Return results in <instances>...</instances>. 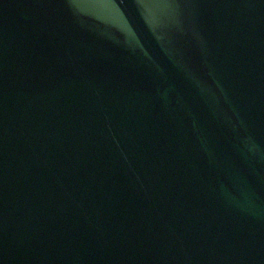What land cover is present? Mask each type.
I'll list each match as a JSON object with an SVG mask.
<instances>
[{
  "label": "water",
  "instance_id": "95a60500",
  "mask_svg": "<svg viewBox=\"0 0 264 264\" xmlns=\"http://www.w3.org/2000/svg\"><path fill=\"white\" fill-rule=\"evenodd\" d=\"M0 264H264V0H0Z\"/></svg>",
  "mask_w": 264,
  "mask_h": 264
}]
</instances>
